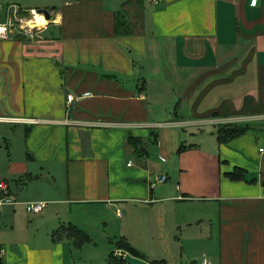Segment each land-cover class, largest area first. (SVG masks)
<instances>
[{
  "label": "crops",
  "instance_id": "1",
  "mask_svg": "<svg viewBox=\"0 0 264 264\" xmlns=\"http://www.w3.org/2000/svg\"><path fill=\"white\" fill-rule=\"evenodd\" d=\"M13 7L41 23L0 39V125L24 131L23 159L0 146V180L19 203L0 218L11 233L34 220L37 232L0 233L4 263L65 264L62 241L73 239L52 234H84L86 215L105 209L115 210L126 241L158 239L150 228L161 213L182 232L161 255L133 247L150 264H264V0H0V24ZM122 12L132 34L117 37ZM163 53L176 73L166 98L144 77L160 73ZM221 120L245 130L220 144ZM171 122L197 142L156 132ZM128 138L154 149L139 156ZM234 168L246 182L225 177ZM9 180L30 191L18 196ZM21 203L45 207L31 214ZM130 222L137 225L126 232ZM181 241L205 242L207 260L197 263L192 249L178 254Z\"/></svg>",
  "mask_w": 264,
  "mask_h": 264
},
{
  "label": "rangeland",
  "instance_id": "2",
  "mask_svg": "<svg viewBox=\"0 0 264 264\" xmlns=\"http://www.w3.org/2000/svg\"><path fill=\"white\" fill-rule=\"evenodd\" d=\"M20 15V14H19ZM27 17V16H26ZM26 17H19L25 19ZM29 18V17H27ZM30 19V18H29ZM48 24V21H47ZM160 75L157 74L155 77L151 76L149 73H145V78L150 80V81H145V83L149 86V91L154 92V89L152 88L153 86L156 88H159V90L162 89L164 93V98L167 97V87L170 86L172 90L174 84H175V76L176 73L170 70V66L172 64H169V57L168 59L166 58V55L164 53L160 56ZM152 72V71H151ZM140 87H143V83L139 84ZM172 117V112L167 111V116L165 120H169ZM182 126V125H181ZM168 127H175V128H168ZM180 125L179 124H173L171 122V125H163L157 127V133L160 135L161 133L168 132V131H175L177 135L180 137L181 141H184L183 144L188 145L192 142H197V140H190L189 138L192 137L189 134V131H179ZM183 129V128H182ZM189 130V128H186ZM197 136L199 134H196ZM0 146L5 148L8 146V151L11 156H13V159L16 160H21L23 159V149H24V131L22 129H19L17 131L12 130L11 126H3L0 125ZM143 147L145 151H153L154 146L153 144L147 143L146 145L143 144ZM166 152L169 151V149L165 150ZM136 156V155H135ZM133 162V161H132ZM28 183L27 181H25ZM25 182H17L13 180H9V184L14 191L15 194H18V196H23V194L26 195V191H30L29 189V183L28 185L25 184ZM167 183V182H166ZM165 183V184H166ZM168 184V183H167ZM159 187V185L156 187V189ZM20 205H23L22 203ZM25 207V206H24ZM144 206H138L136 209L137 211L142 209ZM149 209V206H146ZM145 208V207H144ZM94 209V208H93ZM7 208L5 207L2 209L1 212H5ZM89 210V209H85ZM95 210V211H94ZM91 212H89L86 215L87 219V225H85L82 230L84 232V238H73V241H67L63 240L62 243L65 245L66 251H65V264H108L109 262V257L112 253H116L117 248L120 244L122 243H127L130 247L135 246L139 248L138 250L144 252V254H148L149 256H156V255H161L162 254V249L160 248H167L168 250H171V245L173 241H169L171 236L174 235H182V232L179 231L173 232L170 230L171 226L170 223L163 225L164 221V214L161 213L160 215H157L156 217L160 219V222L162 224H153V227L150 228L152 229V232L155 233L157 230H160L161 234L158 239L155 241H139L138 239L134 238L133 235H131L129 238L131 241H126L124 237L120 235L118 231L119 230V224L121 222L119 221L120 219L114 218L115 215V210H103L101 209H94ZM0 212V213H1ZM122 213L124 211L122 210ZM150 210L141 213L143 217H146L145 214H149ZM124 213V217H125ZM3 216L0 218V233H1V238H4L6 234L10 237H12L13 234H24L28 235L30 233L35 234L37 231L35 230V224L34 220L28 221L26 224H30L31 227L28 231L24 229L23 224H17L16 229H14V233L10 232V229H6L7 223L3 222L4 220L2 219ZM137 225V224H136ZM135 223H129L126 226V232L127 230H132L134 231L135 228ZM143 227L144 229L149 233V228L148 225L145 222H143ZM41 233V231H39ZM124 232V231H123ZM122 232V233H123ZM121 233V234H122ZM183 244V247L181 246L180 250L178 251V254L181 252L182 254L188 251V249L194 250L195 257L194 259L197 261V263H201L203 259H206L204 255H206V244L203 242L202 246L198 247H193L190 248L188 246V243L186 241H181ZM175 247V246H173ZM176 248V247H175ZM207 260V259H206ZM185 258L180 259L178 258V261H171L170 264H186Z\"/></svg>",
  "mask_w": 264,
  "mask_h": 264
},
{
  "label": "trees",
  "instance_id": "3",
  "mask_svg": "<svg viewBox=\"0 0 264 264\" xmlns=\"http://www.w3.org/2000/svg\"><path fill=\"white\" fill-rule=\"evenodd\" d=\"M23 16H28L26 14H24ZM126 17L124 16V13H118L115 16V23H114V34L115 36L119 37V36H129L132 34L131 28L129 23L127 22V20L125 19ZM221 127L218 129L217 132V137H218V142L220 144H225L228 141H230L233 138L238 137L239 135H241L245 129H240L235 125L232 124H221ZM128 144L133 147V149H135L137 151V153L139 154V156H141V154L143 153V146H141V143L134 138H128ZM140 148V149H139ZM246 171L244 169L241 168H234L232 172L226 173L225 177L227 179H229L230 181H244L246 182ZM263 185H264V180H263ZM84 234L74 228V227H60L58 230H56L53 234H52V238L53 240H60L62 237H67V238H84L83 237ZM58 242V241H56ZM1 250L2 247L0 245V264H5L3 261V258L1 256ZM117 250H123L126 251L127 253H129L131 256L145 260L144 257L138 253L135 249H133L132 247H130L127 243H122L118 246ZM108 264H126L122 259H120V257H118L115 253H112L109 257V262Z\"/></svg>",
  "mask_w": 264,
  "mask_h": 264
},
{
  "label": "built area",
  "instance_id": "4",
  "mask_svg": "<svg viewBox=\"0 0 264 264\" xmlns=\"http://www.w3.org/2000/svg\"><path fill=\"white\" fill-rule=\"evenodd\" d=\"M32 12L28 16L29 18L32 16ZM11 13H12V15H10L9 20L4 24H0V39H7L9 34L12 31H14L15 28L17 30L19 29V32H22V33L27 34V35H31V33L35 29L39 28V27H36V28L31 29V28L25 26V22L29 18H27V17L25 19L19 18V17H21L19 15V10L16 9L15 7H13V10ZM41 15H43V14H41ZM73 100L74 99L71 95L67 96L68 103L72 102ZM249 120L250 119H243L242 121H249ZM221 123L227 124V123H231V121L228 122L225 120H221ZM163 125H171V123H165V124H162L160 126H163ZM116 126H120V125L117 124ZM259 153H264V150L259 149ZM131 165H132V163L129 162L128 166H131ZM157 180H159V182H164L165 177H162V178L159 177ZM18 204L19 203H17L14 200V198L11 196L7 183L3 180H0V212L6 206H14V205H18ZM22 204L26 207V211L31 213V214H37L45 207L44 203H22Z\"/></svg>",
  "mask_w": 264,
  "mask_h": 264
},
{
  "label": "water",
  "instance_id": "5",
  "mask_svg": "<svg viewBox=\"0 0 264 264\" xmlns=\"http://www.w3.org/2000/svg\"><path fill=\"white\" fill-rule=\"evenodd\" d=\"M39 13L43 14L48 20L50 19L46 11H39ZM115 254L120 257V259H122L126 264H150L145 260L131 256L129 253L123 250L116 251Z\"/></svg>",
  "mask_w": 264,
  "mask_h": 264
},
{
  "label": "bare ground",
  "instance_id": "6",
  "mask_svg": "<svg viewBox=\"0 0 264 264\" xmlns=\"http://www.w3.org/2000/svg\"><path fill=\"white\" fill-rule=\"evenodd\" d=\"M32 13H33V12H32ZM32 16H33V14H32ZM32 16H31V17H32ZM42 16H43V15H42ZM31 17H30V18H31ZM43 17H44V16H43ZM44 18H45V17H44ZM39 19H40V18H37V20H34V21H31V20H30V21H26V22H27V25H28L29 27H34V24H35V23H41V20H39ZM45 20L48 21L46 18H45Z\"/></svg>",
  "mask_w": 264,
  "mask_h": 264
}]
</instances>
